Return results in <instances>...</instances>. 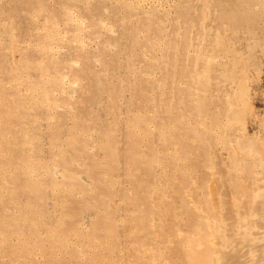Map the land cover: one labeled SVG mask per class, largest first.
<instances>
[{"label":"rangeland","instance_id":"obj_1","mask_svg":"<svg viewBox=\"0 0 264 264\" xmlns=\"http://www.w3.org/2000/svg\"><path fill=\"white\" fill-rule=\"evenodd\" d=\"M176 1L0 0V264H211L199 235L218 222L216 209L241 224L237 232L264 230V0ZM121 3L133 15L141 8L123 36L128 45L136 29L138 49L110 64L116 26L95 43L86 29ZM159 13L163 44L148 30ZM36 34L63 38L69 80L40 63ZM79 35L102 55L92 63L100 110L88 98L92 79L73 75L82 63L67 56Z\"/></svg>","mask_w":264,"mask_h":264},{"label":"bare ground","instance_id":"obj_2","mask_svg":"<svg viewBox=\"0 0 264 264\" xmlns=\"http://www.w3.org/2000/svg\"><path fill=\"white\" fill-rule=\"evenodd\" d=\"M131 1V0H130ZM133 1V0H132ZM143 1V0H142ZM145 1V0H144ZM178 1V0H177ZM176 1V2H177ZM119 2V1H118ZM127 3H128V1H126ZM134 2H135V0H134ZM141 2V1H140ZM148 2V1H147ZM206 3H207V0L205 1ZM113 3H115V1L113 2ZM133 3V2H132ZM131 3V4H132ZM173 3V2H172ZM178 3V2H177ZM107 4V3H106ZM116 5H117V3H115ZM122 4V3H121ZM120 4V5H121ZM130 4V3H129ZM136 4H137V2H136ZM141 4V3H140ZM171 4V3H170ZM170 4H168V5H166L167 7L170 5ZM109 5V4H108ZM110 5H111V2H110ZM116 5H112L114 8H116V7H118V8H120L121 6V14H120V16H119V18H117V17H112L111 18V16H110V14L114 11V10H116V9H114V8H111L110 9V7L109 6H107V7H109V11H108V9H107V11H108V14H103L102 12V14L101 15H96V17H94V19H92L91 20V22H92V24H91V26H88V28L86 29V31H88V29H90L89 27H91V30H90V32L87 34V37H88V39H94L96 36L97 37H99L98 36V34H100L101 35V30L100 29H103V30H105L106 31V25H110V24H114V26H116L115 28H116V31H117V33H118V38H114L113 36H112V38H110L109 40H110V42H109V44L113 47V51H112V53L110 54V64L113 62H116V60L117 61H119V58L122 56V54L127 50V51H129L130 52V55H129V58L127 59L128 61L129 60H131V59H133L132 57H133V55H134V53H135V47L137 48V44H136V42L137 43H139L137 40H138V38L140 37V36H138V38H137V31H135L136 29H134V30H132V28H131V31L129 30V32H128V35H129V37H130V39H129V44L128 45H125V40H124V33H125V31H127V29H129V28H127L128 26L130 27H132L133 25L132 24H134L133 23V20H136L137 22H139L140 20V17H141V8H140V13H138L137 11L138 10H136V13H138V14H136V15H133L132 14V12H130L129 11V9L127 8V5H125L124 7H123V4L119 7V6H116ZM144 5H146L145 4V2H144ZM144 5H143V7H144ZM172 5V4H171ZM176 5L177 4H175V7H176ZM206 5V4H205ZM204 5V6H205ZM116 6V7H115ZM136 6H138V4L136 5ZM141 6V5H140ZM206 6H208V5H206ZM104 7V6H103ZM102 7V8H103ZM106 7V6H105ZM129 7V6H128ZM134 7V6H133ZM142 7V6H141ZM171 7V6H170ZM170 7H169V10H171L170 9ZM130 8V7H129ZM172 8V7H171ZM202 8H204V7H202ZM201 8V9H202ZM207 8V7H206ZM105 9V8H104ZM208 9V8H207ZM206 9V10H207ZM132 11H134L133 9H131ZM173 10V9H172ZM171 10V11H172ZM205 10V11H206ZM117 11V10H116ZM145 11H147V10H145ZM150 11V10H149ZM148 11V12H149ZM165 11H167V10H165ZM174 11V10H173ZM13 12H14V10H13ZM135 12V11H134ZM144 12V11H143ZM142 12V13H143ZM168 12V11H167ZM175 12H177V14H176V19L178 18V9H175ZM115 13V12H114ZM150 13V12H149ZM170 13V12H169ZM174 13V12H173ZM119 14V13H118ZM144 14H145V12H144ZM150 14H152V13H150ZM161 14H164L163 12L161 13ZM167 14V13H166ZM175 14V13H174ZM203 14V13H202ZM53 15V14H52ZM122 15V16H121ZM147 15V14H146ZM156 15V14H155ZM171 15V14H170ZM173 15V14H172ZM172 15L170 16V17H168V18H171L172 17ZM94 16V15H93ZM114 16V15H113ZM175 16V15H174ZM55 18V16L53 15L52 16V19H54ZM147 17H149V16H147ZM151 17V16H150ZM160 17V13H159V16H158V20L156 21L155 19L153 20L154 22H152L150 25H149V31H150V29H152V31H153V35H154V37L158 40H162L160 43H162L163 41H165V37H166V33H165V28L163 27V26H165L164 24H166V23H162L161 24V22L162 21H164L165 19H166V17H165V19H162V21H161V17ZM51 18V17H50ZM153 18H155V17H153ZM153 18H150L151 19V21H152V19ZM163 18V17H162ZM174 17H173V19H175ZM143 19H144V17H143ZM146 19V18H145ZM51 20V19H50ZM55 21H56V19H54ZM169 20V19H168ZM204 20V19H203ZM53 21V20H52ZM52 21H51V23L49 22V24H53L52 23ZM135 21V22H136ZM150 21V20H149ZM149 21H148V23H149ZM166 21H167V19H166ZM165 21V22H166ZM170 21V20H169ZM173 21H175V20H173ZM172 21V22H173ZM46 22H48V20L46 21ZM57 22V21H56ZM56 22H54V23H56ZM89 22V21H88ZM136 22V24L138 25V23ZM177 22V21H176ZM87 23V22H86ZM170 23L171 22H169L168 24H169V26H170ZM59 24V23H58ZM82 24V23H81ZM85 24V23H84ZM89 24V23H88ZM88 24H85V26H87ZM54 25V24H53ZM142 25V23H140V25H139V27ZM167 25V24H166ZM43 26V25H42ZM55 26V25H54ZM75 26V25H74ZM111 26V25H110ZM113 26V25H112ZM111 26V27H112ZM144 26V25H143ZM147 27H148V24L146 25ZM50 27L53 29L54 27H52L51 25H50ZM57 27V26H56ZM72 27V26H71ZM84 27V26H83ZM145 27V26H144ZM29 28H31V27H29ZM58 28H60V27H58ZM66 28V27H65ZM74 28V27H73ZM73 28H72V30H73ZM76 28H77V26H76ZM113 28V27H112ZM146 28V27H145ZM169 28V27H168ZM50 29V28H49ZM52 29H50V32L49 31H47V33L49 32V33H51V30ZM75 29V28H74ZM82 29V28H81ZM142 29V28H141ZM171 29H173V31H175L176 32V26L174 25V24H172L171 25ZM56 30H57V28H56ZM62 30V29H61ZM71 30V31H72ZM84 30V29H83ZM82 30V31H83ZM113 30V29H112ZM115 30V29H114ZM70 31V32H71ZM74 31V30H73ZM85 31V30H84ZM146 31H147V28H146ZM149 31H147V32H149ZM151 31V32H152ZM168 31V30H167ZM180 31V30H179ZM17 32V31H16ZM54 32V33H53ZM53 34H55V31L53 30ZM63 32H64V29H63ZM65 32H66V30H65ZM151 32H149V33H151ZM174 32V33H175ZM178 32V31H177ZM46 33V34H47ZM51 33V34H52ZM56 33H57V31H56ZM67 34H68V32H66ZM65 33V34H66ZM75 33H77V29H76V31H75ZM110 33H113V32H110ZM44 34V33H43ZM66 34V35H67ZM72 34H74V32L72 33ZM72 34H71V37H72ZM78 34H80V33H78ZM107 34V33H106ZM114 34H116V33H114ZM127 34V33H126ZM152 34V33H151ZM166 34V35H165ZM58 34H56V36H57ZM62 35V34H61ZM112 35V34H111ZM140 35V34H139ZM146 35H148V34H146ZM44 36H45V34H44ZM44 36H40V35H34V36H30V39L33 41V42H35V45H36V41L38 42L39 40H41V41H43V46L40 48H38V53H39V51H41V54H42V56H44L45 57V59L47 60V62H44V60H43V62H42V60L40 61V63L42 64V63H47L48 64V66H50L49 64H51V66H53V71L51 70V68H49V70H51L52 71V73L55 75H57V74H59V75H61V78H66V77H64V75H65V72L62 70L63 68H64V66H65V63L67 64V62H66V58H64L63 56H61L62 55V53H60V50L58 49V47H60L61 48V45L59 46L58 44H57V42H59L60 40H63V38L61 39V37H53L52 39H46L45 40V38H44ZM49 35L47 34V36L46 37H48ZM51 36V35H50ZM60 36V35H59ZM63 36H65V35H63ZM81 36V37H80ZM105 36V35H104ZM178 36V35H177ZM70 37V36H69ZM83 36L82 35H79V37L77 36V37H73L72 38V41L75 43V45L73 46V47H75V49H72V47L70 46V48L68 49L69 51H68V53H67V56L69 57V61L72 63V62H77L78 61V63H82L80 66H79V69H80V67H81V69L78 71V72H73V75H76V76H78L79 77V75L80 76H82V77H88L89 79H92V81L91 82H93V83H91V95L88 97L89 98V100L91 101L90 103L93 105V106H95L96 108H98V106H99V104L101 103V101L99 100L100 98H99V96L101 95L100 93H101V87L98 85V78L99 77H97L98 75V73H94L93 72V69H92V63H93V65L95 66V65H97V64H94V61H96L95 63H97L98 62V60H99V58L98 57H100V56H102V55H98V53L97 52H95L94 50V52L95 53H93V52H91V51H89L88 49H89V47H86L85 46V39H81ZM101 37V36H100ZM107 37V36H106ZM108 37H110V35L108 36ZM108 37H107V39H108ZM145 37V36H144ZM144 37H142V39L144 38ZM66 38H67V36L65 37V39L64 40H66ZM84 38V37H83ZM149 38V37H148ZM92 39V40H93ZM98 39V38H97ZM150 39V38H149ZM67 40H69V38L67 39ZM70 40H71V38H70ZM69 40V41H70ZM96 40V39H95ZM152 40H154V39H152ZM177 40V39H176ZM124 41V42H123ZM140 41V40H139ZM148 41V40H147ZM29 42V41H28ZM63 42V41H62ZM65 43H66V41H64ZM68 42V41H67ZM71 42V41H70ZM90 42V41H89ZM93 42L95 43V41L93 40ZM99 42V41H98ZM98 42H96L97 44H95V45H97L98 46ZM152 42H154V41H152ZM169 43H170V41H168ZM180 42V41H179ZM32 43V42H31ZM42 43V42H41ZM61 43V42H60ZM65 43H63V45H65ZM69 43V42H68ZM92 43V42H91ZM148 43L150 44L151 42L150 41H148ZM157 43H158V41H157ZM157 43H155V44H157ZM168 43V44H169ZM172 43V42H171ZM28 44V43H27ZM38 44V43H37ZM40 44V43H39ZM77 44V45H76ZM86 44H87V41H86ZM142 44H144V43H142ZM159 44V43H158ZM157 44V45H158ZM163 44V43H162ZM42 45V44H41ZM40 45V46H41ZM70 45V44H69ZM71 45H72V43H71ZM90 45H92V44H90ZM89 45V46H90ZM94 45V46H95ZM139 45V44H138ZM147 45V44H146ZM151 45V44H150ZM166 45V44H165ZM177 45V44H176ZM28 46H31V45H28ZM37 46V45H36ZM97 46H96V48H97ZM145 46V45H144ZM156 46V45H155ZM167 46V45H166ZM169 46V45H168ZM38 47V46H37ZM63 47V46H62ZM65 47V46H64ZM90 47H92V46H90ZM139 47V46H138ZM157 47V46H156ZM163 47V46H162ZM175 47V46H174ZM88 48V49H87ZM95 48V47H94ZM101 48V47H100ZM99 48V49H100ZM140 48H141V45H140ZM146 48V47H145ZM149 48H153L154 49V46H152V47H149ZM39 49H41V50H39ZM62 49V48H61ZM65 49V48H64ZM91 49V48H90ZM103 49V48H102ZM138 49V48H137ZM92 50V49H91ZM142 50H143V48H142ZM156 50V49H155ZM178 50V49H177ZM96 51H98V49L96 50ZM110 51V50H109ZM139 51V50H138ZM143 51H145V49L143 50ZM143 51H141L142 53H143ZM72 52H73V54H75V56L72 54ZM128 52V53H129ZM140 52V51H139ZM139 52H137V54L139 53ZM140 52V53H141ZM107 53V52H106ZM34 54H36V53H34ZM64 54H65V52H64ZM72 54V55H71ZM137 54H135V55H137ZM161 54H162V52H161ZM21 55V54H20ZM107 55V54H106ZM109 55V54H108ZM107 55V56H108ZM140 55V54H139ZM144 55H146L145 53H144ZM143 55V56H144ZM22 56L24 57V58H27V57H29V56H31L30 54H28V53H26V52H23L22 53ZM71 56V57H70ZM74 56V57H73ZM120 56V57H119ZM146 56H148V55H146ZM34 57V56H33ZM251 57V56H250ZM39 58V57H38ZM125 58V57H124ZM124 58H122V59H120V60H123V63H124ZM35 59V58H34ZM98 59V60H97ZM104 59V58H103ZM102 59V60H103ZM108 59V58H107ZM143 59H144V57H143ZM39 59H37V61H38ZM100 60H101V58H100ZM99 60V61H100ZM80 61V62H79ZM104 61V60H103ZM102 61V62H103ZM133 61V60H132ZM131 61V62H132ZM139 61V60H138ZM69 62V63H70ZM108 62V61H107ZM120 62V61H119ZM130 62V63H131ZM136 62V61H135ZM68 63V64H69ZM100 63V62H99ZM106 63V62H105ZM104 63V64H105ZM40 64V65H41ZM73 64V63H72ZM72 64H69V65H71L70 67H72ZM102 65H104L103 63H101ZM100 64V65H101ZM107 64V63H106ZM105 64V65H106ZM121 64V63H120ZM135 64V63H134ZM68 65V66H69ZM108 65V64H107ZM114 65H116V64H114ZM122 65V64H121ZM128 65V64H127ZM126 65V66H127ZM130 65V64H129ZM128 65V66H129ZM137 65V64H136ZM110 66V65H109ZM118 66V65H117ZM125 66V67H126ZM70 67L69 68H67V69H69L70 70ZM131 67V66H130ZM133 67V66H132ZM136 67V66H135ZM134 67V68H135ZM1 68H4V66H2ZM94 68V67H93ZM107 68H108V66H107ZM106 68V69H107ZM117 68V67H116ZM127 68V67H126ZM40 69L42 70V68L40 67ZM44 69H47V68H44ZM43 69V70H44ZM66 69V68H65ZM119 68H117V70H118ZM161 69V68H160ZM42 70V72L44 73L45 71H43ZM120 70H121V68H120ZM119 70V71H120ZM125 70H127V69H125ZM124 69H123V71H125ZM109 71V70H108ZM112 71H113V68H112ZM112 71H111V73H112ZM127 71H129V70H127ZM127 71L125 72V73H127ZM132 71V70H131ZM138 71V70H137ZM110 72V71H109ZM42 73V74H43ZM103 73V72H102ZM105 73H107V72H105L104 71V73L103 74H105ZM121 73V72H120ZM124 73V72H123ZM124 73V74H125ZM128 73H130V72H128ZM136 74H137V72H135ZM144 73V72H143ZM46 74H48L47 73V71H46ZM53 74L51 75V74H48V75H50L51 77L53 76ZM113 74H114V71H113ZM116 74V73H115ZM131 74H132V72H131ZM131 74H128V75H130L131 76ZM123 75V74H122ZM127 75V76H128ZM132 75H134V74H132ZM70 76V75H69ZM138 76H140V75H138ZM138 76H137V78H138ZM146 76V75H145ZM54 77H56V76H54ZM115 77V76H114ZM119 77V76H118ZM124 77V76H123ZM69 77H67L66 79H68ZM131 78H133L132 76H131ZM152 78V77H151ZM150 78V79H151ZM54 79H56V78H54ZM59 79V78H58ZM72 79V78H71ZM70 79V80H71ZM84 79V78H83ZM119 79V78H118ZM122 79V78H121ZM69 80V79H68ZM109 79H107V82H109V81H111V80H109ZM124 80H126V79H124ZM128 81H129V79H127ZM132 80V79H131ZM143 81H144V79H142ZM147 80V79H146ZM145 80V81H146ZM152 80V79H151ZM60 81H63V80H60ZM85 81V80H84ZM90 81V80H89ZM88 81V82H89ZM76 82V81H75ZM104 82V81H103ZM115 83H116V81H114ZM121 82H122V80H121ZM124 82V81H123ZM122 82V83H123ZM127 82V81H126ZM134 82V81H133ZM82 83V82H81ZM110 83V82H109ZM111 83H112V81H111ZM110 83V85H112ZM118 83V82H117ZM125 83V82H124ZM144 83V82H143ZM147 83V82H146ZM85 85H86V83H84ZM89 84V83H88ZM107 84V83H106ZM137 84V83H136ZM84 85V86H85ZM90 85V84H89ZM104 85V84H103ZM108 86H109V84H107ZM135 85V84H134ZM80 86V85H79ZM83 86V87H84ZM117 87H118V85H116ZM126 86H128V85H126V84H121L118 88H120L121 90H125V87ZM136 86V85H135ZM63 87V86H62ZM81 87H82V85H81ZM64 88V87H63ZM65 88H66V86H65ZM78 88H80V87H78ZM114 88H115V86H114ZM112 86H111V89H114ZM133 88V87H132ZM138 88V87H137ZM59 89V88H58ZM103 89H105V88H103ZM119 89V91H121ZM129 89H131L130 88V85H129ZM62 90V89H61ZM60 90V91H61ZM83 90H86L85 88L83 89ZM83 90H82V93L81 94H83ZM116 90V89H115ZM133 90V89H132ZM26 91V90H25ZM58 91V90H57ZM59 91V92H60ZM80 91H81V89H80ZM109 91V90H108ZM118 91V92H119ZM64 92H65V94H66V92L67 91H65L64 90ZM63 92V93H64ZM72 92V91H71ZM109 92H111V93H113L112 92V90H110ZM124 92V91H123ZM123 92H120V94L121 95H123ZM58 93V92H57ZM56 93V95L58 96V94ZM103 94H104V92H102ZM105 93H106V90H105ZM110 93V94H111ZM126 93V92H125ZM88 94H89V91H88ZM108 94V93H107ZM109 94V95H110ZM119 94V95H120ZM60 95V94H59ZM64 95V94H63ZM71 95V94H70ZM86 95V94H85ZM108 95V96H109ZM119 95H118V93H117V95H116V97L118 96L119 97ZM64 96H66V95H64ZM125 96V95H124ZM60 97V96H59ZM62 97V96H61ZM67 97V96H66ZM68 98V97H67ZM71 97H69V99H70ZM102 98H104V97H102ZM113 98H115L114 96H113ZM125 98V97H124ZM124 98H123V100H124ZM121 99V98H120ZM126 99V98H125ZM131 99V98H130ZM82 101V100H81ZM86 101V100H85ZM120 101V100H119ZM125 101V100H124ZM64 102V101H63ZM83 102V101H82ZM66 103V102H65ZM57 104V103H56ZM46 105V104H45ZM88 105V104H87ZM120 106H121V104H120ZM125 106V105H124ZM127 106V105H126ZM125 106V107H126ZM154 106V105H153ZM127 108V107H126ZM236 108V107H235ZM99 110H100V108H98ZM125 109V108H124ZM129 109H132L131 107H129ZM129 109H127L128 111H129ZM91 110V109H90ZM126 111V110H125ZM232 111V110H231ZM95 112V111H94ZM94 112H93V116H97L98 114L97 113H99V112H96V115L94 114ZM120 112V111H119ZM121 113H122V111H121ZM125 114V113H124ZM92 116V117H93ZM100 116V115H99ZM122 117H123V115H122ZM95 118V117H94ZM98 119V118H97ZM65 120V119H64ZM99 120V119H98ZM156 120H158V119H156ZM96 121V120H95ZM102 122V121H101ZM66 123V122H65ZM96 125V124H95ZM97 126V125H96ZM119 134H121V133H119ZM91 135V134H90ZM44 137V136H43ZM96 137H97V135L95 134V136H94V138H95V140H96ZM91 138H93V136L91 137ZM24 140V139H23ZM92 140V139H91ZM62 142V141H61ZM91 143H94V142H91ZM250 144V143H249ZM241 146H243V145H241ZM253 147H254V145H252ZM239 148H241V147H239ZM247 148V147H246ZM255 148V147H254ZM121 150V149H120ZM253 150V149H252ZM121 154V153H120ZM119 154V155H120ZM83 159V158H82ZM120 159V158H119ZM26 165V164H25ZM84 180V179H83ZM261 192V191H260ZM224 196V195H223ZM213 198V197H212ZM225 199V198H224ZM245 199V198H244ZM263 200V199H262ZM225 201V200H224ZM223 201V202H224ZM227 201V200H226ZM231 202V201H230ZM246 203V202H245ZM259 203V202H258ZM261 203V202H260ZM264 203V202H263ZM226 204V203H225ZM247 204V203H246ZM33 205H35V204H33ZM242 205V204H241ZM254 206V205H253ZM252 206V207H253ZM257 206V205H256ZM227 207H228V205H227ZM247 207V206H246ZM215 208V207H214ZM231 208V207H230ZM236 208H233V210H235ZM252 209V208H251ZM258 209V208H257ZM122 210V209H121ZM217 210V212H219V214H218V217H217V219H218V222L217 221H215V223H212V221L211 220H209V221H211V223L209 222V223H207V229H205L200 235H199V237H200V239H201V245H202V249L205 251V252H207L208 254H210L211 256H215L216 257V260H213V262L214 261H221V263L222 264H228V263H231L230 261V259H235V262L233 263V264H237V263H240L241 262V260H240V262H238L239 261V259L238 258H236V257H245L247 254H250L251 255V258L253 259L252 261H249V262H252V263H249V264H264V230L262 231L261 230V228H262V226L260 225L259 227H261L260 228V230L263 232H258V231H256V232H253V233H251V234H249V233H247L246 231V227H245V231L244 232H246V233H244V232H242L241 230L240 231H235L234 229H236L237 230V228H239V227H241L240 225L241 224H233L230 220L232 219V215H230L228 212H225V210L223 211V210H219V209H216ZM233 210H232V212H233ZM260 210V207H259V209H258V211ZM264 210V209H263ZM263 210H262V213H261V210H260V212H258V215L260 214V217H262V216H264V215H262L264 212H263ZM229 211V210H228ZM255 211H256V209H255ZM242 212V211H241ZM254 211H253V209H252V213H253ZM251 213V214H252ZM256 213V212H255ZM236 214V213H235ZM234 214V215H235ZM254 214V213H253ZM257 214V213H256ZM257 215V217H259ZM262 215V216H261ZM121 216V215H120ZM252 216V215H251ZM86 217V216H85ZM249 217H250V215H249ZM235 218V217H234ZM250 218H252V217H250ZM258 219V218H257ZM263 218H259V220H262ZM236 218H235V222H236ZM245 220H247V219H245ZM253 220H255V217H254V219ZM51 221H52V219H51ZM87 221V220H86ZM208 221V220H207ZM233 221H234V219H233ZM238 221V220H237ZM248 221L250 222H252V220H249L248 219ZM264 221V220H263ZM240 222V221H239ZM255 222H257V221H254L253 223H255ZM259 222H262V221H259ZM258 222V223H259ZM241 223V222H240ZM244 223H247V222H245L244 221ZM88 224V223H87ZM243 224V223H242ZM257 224V223H256ZM260 224V223H259ZM254 226H257V225H255V224H253ZM252 225V226H253ZM119 226H120V224H119ZM245 226V225H244ZM247 226V225H246ZM249 226V225H248ZM179 227V226H178ZM258 226L256 227V228H259ZM191 228V226H189L188 227V229H190ZM233 228V229H232ZM26 228H24V230H25ZM239 229H241V228H239ZM255 229V228H254ZM242 230H243V228H242ZM253 230V229H252ZM259 230V231H260ZM27 231V230H26ZM44 231V230H43ZM179 231H180V229H179ZM254 231V230H253ZM179 234V233H178ZM17 242V241H16ZM24 242L25 243H29L27 240H24ZM20 243H22V242H20ZM160 248H161V246H160ZM203 251V252H204ZM31 253H32V251H31ZM23 254V253H22ZM250 255H248L249 257H250ZM65 256V255H64ZM215 257H214V259H215ZM218 258V259H217ZM242 259V258H241ZM243 259H245V258H243ZM242 259V260H243ZM37 260V259H36ZM230 260V261H229ZM238 260V261H237ZM219 261V262H220ZM36 261H32V262H30L29 264H33V263H35ZM212 261H211V264L213 263ZM233 262V261H232ZM17 263V262H16ZM215 263V262H214ZM247 263V264H248ZM241 264V263H240ZM243 264V263H242Z\"/></svg>","mask_w":264,"mask_h":264}]
</instances>
